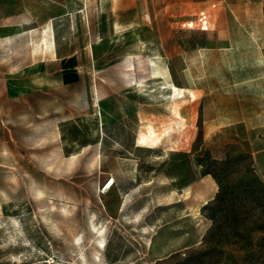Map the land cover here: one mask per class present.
Segmentation results:
<instances>
[{"label": "rangeland", "instance_id": "374dc122", "mask_svg": "<svg viewBox=\"0 0 264 264\" xmlns=\"http://www.w3.org/2000/svg\"><path fill=\"white\" fill-rule=\"evenodd\" d=\"M0 264H264V0H0Z\"/></svg>", "mask_w": 264, "mask_h": 264}, {"label": "crops", "instance_id": "0c3cea01", "mask_svg": "<svg viewBox=\"0 0 264 264\" xmlns=\"http://www.w3.org/2000/svg\"><path fill=\"white\" fill-rule=\"evenodd\" d=\"M63 79L65 83H72L77 80V72L74 70L76 64L73 58L69 56H63L59 60Z\"/></svg>", "mask_w": 264, "mask_h": 264}, {"label": "built area", "instance_id": "2783aa9c", "mask_svg": "<svg viewBox=\"0 0 264 264\" xmlns=\"http://www.w3.org/2000/svg\"><path fill=\"white\" fill-rule=\"evenodd\" d=\"M199 23H200V28L203 30H206V26H207V18L206 15L204 13L200 14V17L198 19Z\"/></svg>", "mask_w": 264, "mask_h": 264}, {"label": "bare ground", "instance_id": "6f19581e", "mask_svg": "<svg viewBox=\"0 0 264 264\" xmlns=\"http://www.w3.org/2000/svg\"><path fill=\"white\" fill-rule=\"evenodd\" d=\"M47 44V43H46ZM175 90H176V88H175ZM110 187H111V184H109L107 187H106V189L108 190V189H110Z\"/></svg>", "mask_w": 264, "mask_h": 264}]
</instances>
